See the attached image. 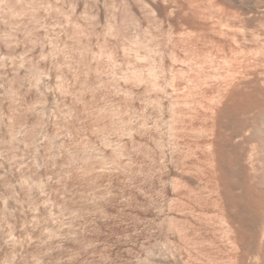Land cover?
I'll list each match as a JSON object with an SVG mask.
<instances>
[{
	"label": "rangeland",
	"instance_id": "374dc122",
	"mask_svg": "<svg viewBox=\"0 0 264 264\" xmlns=\"http://www.w3.org/2000/svg\"><path fill=\"white\" fill-rule=\"evenodd\" d=\"M263 90L264 0H0V264H264Z\"/></svg>",
	"mask_w": 264,
	"mask_h": 264
},
{
	"label": "bare ground",
	"instance_id": "6f19581e",
	"mask_svg": "<svg viewBox=\"0 0 264 264\" xmlns=\"http://www.w3.org/2000/svg\"><path fill=\"white\" fill-rule=\"evenodd\" d=\"M263 91H264V90H263ZM260 92H261V91H260ZM244 93H245V92H244ZM261 93H262V92H261ZM241 95H242V94H241ZM251 96H252V95H251ZM244 97H245V95H244ZM245 99H246V98H245ZM250 99H251V98H250ZM248 100H249V99H248ZM252 101H253V100H252ZM254 101H255V100H254ZM242 103H243V102H242ZM245 103H246V102H245ZM259 103H260V102H259ZM263 103H264V102H263ZM228 104H229V103H228ZM231 104H232V103H231ZM233 104H234V103H233ZM229 105H230V104H229ZM241 105H242V104H241ZM250 105H251V104H250ZM256 105H257V104H256ZM234 106H235V105H234ZM263 106H264V105H263ZM227 107H228V106H227ZM247 107H249V106L247 105ZM247 107H243V106H239V105H238V106L235 107V111L239 113V112H241L242 110H246L245 108H247ZM256 107H257V106H256ZM258 107H259V106H258ZM261 107H262V106H261ZM226 109H227V108H226ZM224 110H225V109H224ZM227 110H228V109H227ZM231 110H232V109H231ZM233 110H234V109H233ZM229 111H230V109H229ZM246 111H248V110H246ZM252 111H253V110H252ZM257 111H258V110H257ZM226 112H227V111H226ZM249 112H250V111H249ZM249 112H248V113H249ZM222 113H223V111H222ZM230 113H231V112H230ZM230 113H229V114H230ZM232 113H234V112H232ZM243 113H244V112H243ZM250 113H251V112H250ZM250 113H249V114H250ZM252 113H253V112H252ZM252 113H251V114H252ZM251 114H250V115H251ZM227 115H228V114H227ZM230 115H231V114H230ZM230 115H228V116H229L228 119L224 116V120H225V119H226V120H225L224 122L222 121V122H223V123H222V126H223L222 130L225 129V130H228V131L230 132V133H229V132H228V133L230 134V138H231L230 141H231V143H232L233 145H235V144L237 145V142H238V140H239L241 137H244V138L246 137V138H245V141H248V140H246V139H248L249 134L242 133V132H240L239 130H235V129H233L234 127H232V122H233V120L236 118V117H235L236 114H235V115L232 114V115H234V116H230ZM241 115H242V114H241ZM239 116H240V115H239ZM239 116H238V120L241 118V120H240L241 122H240V123H242V124H240V125H241V126L243 125V126H242L243 129L246 130V131H247V130H251V129H249V127H250V124H249V121H250L249 119H250V118H249V117H250V116H249V117H247L248 115H247V116H243V117H241V116L239 117ZM254 116H255V115H253V117H252V115H251V117H252L253 119H254ZM262 116H263V115H262ZM218 120H219V119H218ZM263 120H264V119H263ZM236 121H237V120H236ZM256 121H257V120H256ZM256 121H255V122H256ZM234 123H235V122H234ZM250 123H251V122H250ZM252 123H253V122H252ZM256 123H257V122H256ZM220 124H221V123H220ZM216 125H217V124H216ZM237 125H238V124H237ZM258 125H259V124H258ZM262 125H263V123H262ZM219 126H220V125H219ZM251 126H252V125H251ZM256 126H257V125H256ZM260 126H261V124H260ZM260 126H259V129H260ZM219 128H220V127H219ZM239 128H240V126H239ZM250 128H252V127H250ZM257 128H258V127H257ZM262 128H264V127L262 126ZM259 129H258V130H259ZM222 130H221V131H222ZM218 131H219V130H218ZM246 131H245V132H246ZM254 131H255V129H254ZM258 132H259V131H258ZM260 132H261V131H260ZM225 133H226V132H225ZM263 133H264V132H263ZM245 134L248 135V136H246ZM255 134H258V133H257V132H256V133L254 132V136H255ZM259 134H260V133H259ZM213 135H214V134H213ZM222 135H223V134H222ZM222 135H221V138H222ZM261 135H262V134H261ZM219 137H220V135H219ZM250 137H252V136H249V139H250ZM257 137H258V136H257ZM215 138H216V137H215ZM227 138H228V137H227ZM230 138H229V139H230ZM244 138H241V140H242V139L244 140ZM229 139H228V140H229ZM255 139H256V138H255ZM223 140H224V139H223ZM241 140H239V141H241ZM250 140H251V139H250ZM257 140H258V139H257ZM259 140H261V139H259ZM210 141H211V140H210ZM245 141H244V142H245ZM254 141H255V140H254ZM263 141H264V140H263ZM217 142H218V141H217ZM260 142H261V141H260ZM224 143H225V142H224ZM228 143H229V142H228ZM231 143H230V145H231ZM251 143H252V142H251ZM253 143H254V142H253ZM256 143H257V141H256ZM258 143H259V142H258ZM262 143H263V142H262ZM209 144H210V143H209ZM211 144H213V143L211 142ZM221 145H223V144H221ZM253 145H254V144H253ZM213 146H214V145H213ZM223 146H224V145H223ZM250 146H251V144H250ZM257 146H258V145H257ZM260 146H261V145H260ZM221 147H222V146H221ZM253 147H254V146H253ZM218 148H219V147H217V149H218ZM224 148H225V147H224ZM224 148H223V149H224ZM254 148H256V147H254ZM214 149H215V148H214ZM214 149H213V150H214ZM227 149H228V148H227ZM231 149H232V148H231ZM231 149H230V150H231ZM236 149H237V148H236ZM242 149H243V148H242ZM262 149H263V148H262ZM215 150H216V149H215ZM219 150H220V149H219ZM228 150H229V149H228ZM228 150H227V151H228ZM240 150H241V149H240ZM252 150H254V149L252 148ZM257 150H258V149H257ZM225 151H226V150H225ZM231 151H232V150H231ZM233 151H234V150H233ZM241 151H242V150H241ZM259 151H260V150H259ZM250 152H251V151H249V153H250ZM214 153H215V152H214ZM216 153H217V152H216ZM219 153H220V152H219ZM225 153H226V152H225ZM259 153H260V152H259ZM259 153H257V155H258ZM226 154H227V153H226ZM228 154H230V153H228ZM254 154H255V153H254ZM212 155H213V153H212ZM212 155H211V156H212ZM230 155H231V154H230ZM235 155H236V154H235ZM238 155H239V153H238ZM219 156H220V155H219ZM221 156H222V155H221ZM226 156H227V155H226ZM236 156H237V155H236ZM251 156H252V155H251ZM248 157H250V156H248ZM254 157H255V155H254ZM263 157H264V156H263ZM221 158H222V157H221ZM221 158H220V159H221ZM223 158H224V157H223ZM232 158H233V159L230 158V159H231L230 161H233L235 157H232ZM246 159H247V158H246ZM222 160H223V159H222ZM236 160H238V157H236L235 161H236ZM241 160H242V159H241ZM248 160H249V158H248ZM248 160H247V161H248ZM251 160H252V159H251ZM256 161H258V160H256ZM236 162H237V161H236ZM236 162H235V164H236ZM243 162H244V161H243ZM245 162H246V161H245ZM248 162H249V161H248ZM212 163H213V162H212ZM216 164H217V163H216ZM216 164H215V165H216ZM218 164H219V163H218ZM224 164H225V163H224ZM237 164H238V163H237ZM245 164H246V163H245ZM221 165H222V164H221ZM243 165H244V164H243ZM249 165H250V164H249ZM254 165H255V164H254ZM228 166H229V165H228ZM230 166H231V165H230ZM244 166H245V165H244ZM255 166H256V165H255ZM231 167H232V166H231ZM246 167H247V165H246ZM252 167H253V166H252ZM215 168H216V167H215ZM219 168H220V169L223 168V170H224L225 172H227V171H229V170L231 169V168H230L229 170H227V169H226L227 166H226V168H224V166H223V167H222V166H221V167L219 166ZM233 168H234V166H233ZM235 168H236V167H235ZM240 168H241V167H240ZM250 168H251V167H250ZM254 168H255V167H254ZM256 168H257V167H256ZM220 169H219V170H220ZM236 169H237V170H240V169H238V167H237ZM244 169H245V168H244ZM251 169H252V168H251ZM257 169H258V168H257ZM219 170H217V172H218ZM242 170H243V169H242ZM245 170H246V169H245ZM233 171H234V169H233ZM253 171H254V170H253ZM243 172H244V171H243ZM256 172H257V171H256ZM256 172H255V173H256ZM221 173H222V172H221ZM232 173H235V176H236V178H235L236 181H233V182H235V183H233L232 188L239 189V187H240V185H241L239 179L237 178V177L240 176V175H239V172H238V171H234V172H232ZM232 173H230V174H232ZM225 174H227V173H225ZM225 174H224V175H225ZM228 174H229V172H228ZM257 174H258V172H257ZM232 175H233V174H232ZM238 175H239V176H238ZM245 175H248V174H245ZM249 175H250V173H249ZM254 175H255V174H254ZM216 176H217V174H216ZM219 176H220V175H219ZM222 176H223V175H222ZM242 176H243V175L241 174V177H242ZM251 176H252V175H251ZM255 176H256V175H255ZM220 177H221V176H220ZM246 177H247V176H246ZM258 177H259V176H258ZM218 178H219V177H218ZM223 178H224V177H223ZM223 178H222V179H223ZM229 178H230V177H229ZM253 178H254V177H253ZM256 178H257V177H256ZM224 179H225V178H224ZM230 179H231V178H230ZM260 179H261V178H260ZM218 180H219V179H218ZM227 180H228V179H227ZM246 180H247V179H246ZM246 180H245V181H246ZM254 180H256V179H254ZM228 181H229V180H228ZM242 181H244V180H242ZM247 181H250V180L248 179ZM247 181H246V182H247ZM218 182H219V181H218ZM222 182H223V184H224V181H223V180H222ZM230 182H231V185H232V181H230ZM247 183H248V182H247ZM253 183H254V182H253ZM260 183H261V182H260ZM225 184H226V183H225ZM251 184H252V183H251ZM229 185H230V184H229ZM229 185H228V186H229ZM245 185H246V184H245ZM248 185H249V184H248ZM248 185H247V186H248ZM263 186H264V185H263ZM221 187H222V186H221ZM248 187H249V186H248ZM218 188H219V187H218ZM222 188H223V187H222ZM245 188H246V187H245ZM223 189H224V188H223ZM226 189H227V188H225L224 190H226ZM247 189H248V188H247ZM252 189H253V188H252ZM256 189H257V188H256ZM263 189H264V188H263ZM248 190H250V189H248ZM227 191H228V190H227ZM259 191H260V190H259ZM225 192H226V191H225ZM229 192H230V191H229ZM247 192H248V191H247ZM247 192H246V193H247ZM252 192H253V191H252ZM263 192H264V191H263ZM227 193H228V192H227ZM230 193H232V192H230ZM233 193H234V192H233ZM244 193H245V192H244ZM256 193L258 194V192H256ZM249 194H250V193H249ZM263 194H264V193H263ZM225 195H226V194H225ZM228 195H229V194H228ZM234 196H235V195H234ZM237 196H238V195H237ZM239 196H240V195H239ZM224 197H225V196H224ZM247 197H248V196H247ZM250 197H252V196H250ZM233 198H234V197H233ZM233 198H232V199H233ZM222 199H223V198H222ZM247 199H248V198H247ZM230 200H231V199H230ZM242 200H243V199H242ZM237 201H238V199H237ZM252 201H253V200H252ZM252 201H251V202H252ZM229 202H230V201H229ZM239 202H240V200H239ZM246 202H247V201H246ZM255 202H256V201H255ZM223 203H224V202H223ZM243 203H244V202H243ZM249 204H250V203H249ZM249 204H248V205H249ZM235 205L237 206V204H235ZM244 205H245V203H244ZM224 206H225V205H224ZM229 206H231V205H229ZM230 208H231V207H230ZM235 208H236V207H235ZM231 210H232V208H231ZM243 210H245V209H243ZM237 211H239V209H238ZM240 212H241V211H240ZM230 213H231V212H230ZM232 214H234V213H232ZM241 216H242V215H241ZM230 217H231V216H230ZM236 217H237V216H236ZM247 217H248V216H247ZM251 218H252V217H251ZM253 218H254V217H253ZM226 219H227V217H226ZM230 219H231V218H230ZM238 219H240V218H238ZM234 220H235V218H234ZM234 220H233V221H234ZM244 220L246 221V219H244ZM237 221H238V220H237ZM237 221H236V222H237ZM229 222H230V221H229ZM229 222H228V223H229ZM234 222H235V221H234ZM231 223H232V220H231ZM238 223H239V222H238ZM240 223H241V222H240ZM244 223H245V222H244ZM229 225H230V224H229ZM238 225H239V224H238ZM230 226L232 227V224H231ZM239 226H240V225H239ZM239 226H238V227H239ZM242 226H243V224L241 225V227H242ZM245 226H246V225H245ZM239 228H240V227H239ZM235 229H236V228H235ZM246 229H247V228H246ZM237 230H238V228H237Z\"/></svg>",
	"mask_w": 264,
	"mask_h": 264
}]
</instances>
